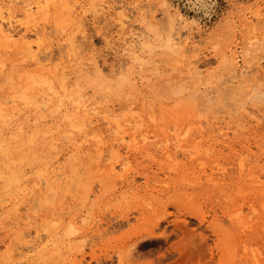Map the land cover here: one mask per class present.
Returning a JSON list of instances; mask_svg holds the SVG:
<instances>
[{
    "label": "rangeland",
    "instance_id": "rangeland-1",
    "mask_svg": "<svg viewBox=\"0 0 264 264\" xmlns=\"http://www.w3.org/2000/svg\"><path fill=\"white\" fill-rule=\"evenodd\" d=\"M68 3L73 25L39 21L43 61L0 52L2 136L39 130L45 151L22 165L16 189L0 180V264H264V77L231 81L242 65L264 66V0ZM171 30L205 34L193 66L167 45ZM130 32H140L139 63L125 48ZM33 64L55 89L32 77ZM74 83L84 86L77 103Z\"/></svg>",
    "mask_w": 264,
    "mask_h": 264
},
{
    "label": "bare ground",
    "instance_id": "bare-ground-1",
    "mask_svg": "<svg viewBox=\"0 0 264 264\" xmlns=\"http://www.w3.org/2000/svg\"><path fill=\"white\" fill-rule=\"evenodd\" d=\"M119 4V3H118ZM73 5V3H72ZM76 5V4H75ZM106 5V4H105ZM114 5H108V9L109 10H112L114 9ZM85 8V7H84ZM83 8V9H84ZM95 8V7H94ZM118 9V8H117ZM141 9V8H140ZM87 10V9H86ZM139 10V9H138ZM142 11V10H141ZM118 12V11H117ZM130 12V11H129ZM145 12V11H144ZM143 12V13H144ZM166 12V11H165ZM164 12V13H165ZM96 13V12H95ZM148 13V12H147ZM167 13V12H166ZM111 14V13H110ZM146 14V13H145ZM95 15V14H94ZM46 16V18H49L50 16H52V18L54 17V19L56 20V23L58 26H61L62 28H66V27H69L70 25H73L75 22H74V17H73V11H72V7L70 6V4L68 3V0H0V52L2 53H6L8 54V52H12V53H15L17 54V56L21 57L20 60L23 58L25 60H32L33 62H36V63H40V56H38L39 52L44 48L45 46V41H44V30L43 29H40L38 28V25L41 21L42 18H44ZM130 17V16H129ZM127 16H125L126 20L127 18H129ZM146 18L147 17V14L145 15ZM131 18V17H130ZM152 18V17H151ZM169 18V17H167ZM154 20V19H153ZM174 20V19H173ZM40 21V22H39ZM47 21V20H46ZM130 21V20H129ZM82 22V21H81ZM169 22H170V19H169ZM130 23V22H129ZM121 24V23H120ZM123 24V23H122ZM197 24V23H196ZM78 25V24H77ZM124 25V24H123ZM122 25V27H123ZM56 26V24H55ZM47 27V26H46ZM57 27V26H56ZM22 28L24 29V32H20L22 30ZM146 28V27H145ZM150 28V27H149ZM21 29V30H20ZM61 29V28H60ZM123 29V28H122ZM62 30V29H61ZM64 30V29H63ZM62 30V32H63ZM43 31V32H42ZM74 31V30H73ZM133 31V30H132ZM69 32V30H68ZM68 32L67 33V36H68ZM135 32V31H134ZM134 32H130L128 37H126L124 39V44L126 45V50H127V53L132 56L134 58V60L136 62L139 63V58H140V54L137 53V51L139 50L140 46H139V43L141 40H139V34L137 35L136 33ZM138 33V32H137ZM168 33V32H167ZM166 33V34H167ZM198 38L199 40L195 39L196 35H194L192 32L188 33L189 35L183 39H181L180 37V34L179 33H174L172 30L169 31V33L167 34V45L170 44V46H172L174 48V50L178 53L181 54V56L184 58V59H187L189 64L191 66H193L196 62H198V56L200 55V52H201V48H200V43H204V40L205 38H203V40L201 39V37H203L205 34L202 33L201 31H198ZM74 34V33H73ZM119 35V34H118ZM31 36L35 37V39H32ZM126 36V35H125ZM164 36V35H163ZM197 38V37H196ZM70 39V38H69ZM71 40V39H70ZM161 41V40H160ZM165 42V41H163ZM142 44V43H141ZM80 45V44H79ZM166 45V44H165ZM72 46V45H71ZM75 46V45H73ZM149 47V46H148ZM161 47V46H160ZM169 48V47H168ZM72 49V47H71ZM75 49V48H74ZM45 50V49H44ZM150 50V49H149ZM77 51V50H76ZM81 51V50H80ZM79 52V51H78ZM125 52V51H124ZM49 52L46 53V55L48 54ZM51 55V54H50ZM71 55V54H70ZM78 55V54H77ZM45 56V55H43ZM74 56V55H73ZM207 56V55H206ZM216 56V55H215ZM2 56H0L1 58ZM3 58V57H2ZM46 58L48 59L49 56ZM22 59V60H23ZM182 59V58H181ZM4 60V59H3ZM42 60V59H41ZM51 60V59H49ZM6 61V60H5ZM43 61V60H42ZM142 61V60H141ZM145 61V60H144ZM259 61V60H258ZM21 62V61H20ZM48 62V60L46 61ZM59 62V61H57ZM260 62V61H259ZM15 63V62H14ZM210 63V62H209ZM19 64V63H18ZM25 64V63H24ZM27 64V63H26ZM42 64V63H41ZM179 64V63H178ZM15 65V64H14ZM39 65V64H38ZM57 64H55V67ZM60 65V64H59ZM58 65V67H59ZM5 63L3 61H0V67L1 69L5 67ZM12 66V65H11ZM34 66V64H33ZM37 66V65H35ZM35 66L33 67L34 70H36L34 73L35 75H33V73H31V75H33L32 77H38V81H43V85L45 84V86L47 88H49V90L53 89L54 88V81L51 79V73L50 72L49 74H44L42 73V69H45V68H42L41 70L39 69V66L37 69H35ZM189 66V65H188ZM10 67V66H9ZM42 67V66H41ZM54 67V66H53ZM54 67V68H55ZM200 67V66H199ZM203 67V66H202ZM32 68V66H31ZM32 68V70H33ZM97 68V67H96ZM204 68V67H203ZM27 69H24L23 71L27 72ZM30 69V67H29ZM63 69V68H62ZM98 69V68H97ZM194 70H197V66L193 67ZM201 69V68H199ZM257 70L259 74H262V76L264 77V66H262L261 63H257V66L255 67H250L248 64L246 65H242L240 68H239V71L237 72V74L231 79L232 82H236V83H242L245 81L246 83V80H249L248 76L250 75V73L253 71V70ZM47 70V68H46ZM57 70V68H56ZM173 70V69H171ZM6 71V69H5ZM4 71V72H5ZM9 71V69L7 70V72ZM22 71V72H23ZM41 71V73L39 72ZM52 71V70H51ZM53 74L56 72L54 69H53ZM63 72V70H61ZM60 71V72H61ZM97 71V75L99 76V81L102 82L101 80V71H98V70H95ZM10 72V71H9ZM18 72L21 73L19 75H28L27 74H24L25 72ZM40 73V74H38ZM48 73V72H47ZM38 74V75H37ZM197 74V73H196ZM198 74H200L198 72ZM197 74V75H198ZM254 74V73H253ZM252 74V75H253ZM31 75H29V79H27V77L25 76V78L27 79L25 81V78L23 79L24 80V84L23 85H27V83L29 82V80H31L33 82V80L31 79ZM37 75V76H36ZM62 75V74H61ZM66 75V74H65ZM65 75L63 76L65 78ZM131 75V74H130ZM57 76V75H55ZM62 77V76H61ZM88 76L86 75V78ZM119 77V76H117ZM123 76H121L122 78ZM250 77V76H249ZM16 78V77H15ZM60 77H58L59 79ZM124 78V77H123ZM8 79V78H7ZM10 79V78H9ZM21 79H22V76H21ZM36 79V80H37ZM40 79V80H39ZM55 79V78H54ZM57 79V78H56ZM55 79V80H56ZM62 79V80H61ZM66 79V78H65ZM64 79V82H66ZM78 79L80 80V77H78ZM85 79V78H84ZM83 79V80H84ZM95 78L92 79V81H94ZM254 79V78H253ZM61 82V90L64 89L63 91H65L64 93H66V86H65V83H63V78H60ZM123 80V79H122ZM8 81V80H6ZM114 81V80H113ZM112 81V82H113ZM125 81V80H124ZM227 81V80H226ZM260 81H263V80H260ZM25 82H27L25 84ZM31 82V83H32ZM57 82V80H56ZM96 82V80H95ZM106 82V80H105ZM105 82H102V83H105ZM115 82V81H114ZM126 82V81H125ZM183 82V81H182ZM225 82V81H223ZM249 82V81H248ZM30 83V82H29ZM35 83V82H33ZM32 83V84H33ZM41 83V82H40ZM87 82H85L86 84ZM89 83V81H88ZM87 83V84H88ZM91 80H90V84H91ZM121 83V82H120ZM250 83V82H249ZM261 83V82H260ZM58 84V82H57ZM75 84V83H74ZM86 84V85H87ZM107 83H105L106 85ZM130 84V83H129ZM128 84V85H129ZM244 84V83H243ZM242 84V85H243ZM31 84H29L28 87H30ZM78 85V84H75V86ZM82 85V84H81ZM89 85V84H88ZM217 85V84H216ZM222 85V84H221ZM231 85V83H230ZM229 85V86H230ZM27 86H25L23 89H25ZM32 86V85H31ZM100 86V85H99ZM97 86V87H99ZM116 86V85H114ZM122 86V84H121ZM28 87L26 89H28ZM60 87V85H59ZM70 87H74V85L72 86H69V89H71ZM96 87V88H97ZM102 87V85L100 86V88ZM228 87V86H227ZM31 88V87H30ZM29 88V89H30ZM76 90L79 89L78 86L74 87ZM91 88H95V87H92L91 85ZM108 88V86H107ZM118 88H120L118 86ZM28 89V91H29ZM55 89V88H54ZM69 89H68V92H69ZM82 89H84V86L82 87ZM82 89H79L77 90L76 92L80 91ZM99 89V88H97ZM113 88H111L112 90ZM238 89V88H237ZM247 89V88H246ZM32 90V89H31ZM30 90V91H31ZM86 90V89H85ZM84 90V91H85ZM93 90V89H92ZM105 90V89H104ZM108 90V89H107ZM115 90V89H114ZM253 90V89H252ZM20 92L22 90H19ZM121 91V90H120ZM174 91V90H172ZM24 92V91H23ZM54 92V91H53ZM78 92L76 93L77 96L75 95L77 98H75L76 101H74V98L73 96L71 97L70 100H72L73 98V101L77 103V101H81L80 99H84V97L81 96V93ZM100 92V91H99ZM174 92H177V93H182L183 90L181 88L179 89H176ZM237 92V91H236ZM264 92V91H263ZM29 93V92H28ZM73 93V90L72 92H70V94ZM101 93V92H100ZM108 94V92H106ZM115 93V92H114ZM256 93V92H255ZM18 94V93H17ZM220 94V93H219ZM252 94V93H251ZM259 94V92H258ZM19 95V94H18ZM68 95V94H67ZM66 95V96H67ZM115 97H116V94H114ZM193 95V94H192ZM237 95V94H236ZM254 96V94H252ZM15 96V95H14ZM25 96V95H24ZM28 96V95H27ZM85 96V95H84ZM118 96V94H117ZM127 96V95H126ZM125 96V98H126ZM217 96V95H216ZM251 96V95H250ZM262 96V95H261ZM260 96V97H261ZM70 97V96H69ZM82 97V98H80ZM98 97V96H97ZM195 97V96H194ZM224 97V96H223ZM21 98V97H20ZM64 98V96L62 97ZM67 100H68V97H66ZM86 98V97H85ZM189 98V97H188ZM186 98V99H188ZM193 98V97H192ZM259 98V97H258ZM28 99V98H27ZM31 99V98H30ZM29 99V101H30ZM184 99V98H183ZM231 99V98H230ZM8 100V99H7ZM26 100V99H25ZM191 100V99H190ZM189 100V101H190ZM204 100V99H203ZM249 100V99H248ZM27 101V100H26ZM208 101V100H207ZM224 101V99H223ZM5 102V101H4ZM185 102V101H184ZM237 102V101H236ZM25 103V102H24ZM28 103V102H27ZM73 103V102H72ZM82 103V102H81ZM87 102H85V104L83 103V105H86ZM187 103V102H186ZM195 102H192L191 104L194 105ZM204 103V102H203ZM209 103V102H208ZM14 104V103H13ZM26 104V103H25ZM79 104V103H78ZM78 104H76V106H79ZM97 104V103H96ZM188 104V103H187ZM207 104V103H206ZM82 105V107L84 108V106ZM183 105V104H182ZM200 104H198L199 106ZM205 105V104H203ZM202 104L201 106L204 107ZM2 106V105H1ZM91 106V105H90ZM89 106V107H90ZM94 106V105H93ZM163 106V105H161ZM4 107V105H3ZM184 107L187 109L188 107L186 106V104L184 105ZM216 107V106H215ZM1 108V107H0ZM78 108V107H77ZM76 108V109H77ZM87 108V107H86ZM84 108V109H86ZM167 108V107H166ZM169 108V107H168ZM167 108V109H168ZM199 108V107H198ZM170 109V108H169ZM196 109V108H195ZM206 109V107L204 108ZM210 109V107L208 108ZM208 109H206L208 111ZM220 109V108H219ZM233 109V107H232ZM241 109V108H240ZM79 110V109H78ZM193 110V109H192ZM18 111V110H17ZM105 111V110H104ZM108 111V110H107ZM113 111V110H112ZM138 111V110H136ZM166 111V110H164ZM169 111V110H168ZM188 112L190 111V109L187 110ZM12 112V111H11ZM21 112V111H19ZM33 112V110H32ZM109 112V111H108ZM108 112H105V113H108ZM111 112V110H110ZM170 112V111H169ZM172 112V111H171ZM191 112V111H190ZM220 112V111H219ZM235 112V111H234ZM6 113L7 112H4L3 109H0V157L3 159L1 161V168H0V180L2 181V183L4 184V187L6 188L5 190H7L8 188L9 189H16L19 185V182L20 180L22 179V174H21V168H22V165H31L35 162H41L42 161V154L45 152L43 149H42V144L39 142V137H38V134L37 132H39V130L34 133H32L30 136H26L24 134V127H17V130L14 132V135L13 137L11 138L12 140L11 141H7L6 138H4L2 136V133H1V130L4 126H7V120L8 118H10V115L9 117L6 116ZM18 113V112H17ZM105 113L102 114L104 115V118L105 117ZM231 113V112H230ZM72 114V113H71ZM82 114L84 115L85 113L82 112ZM109 114V113H108ZM116 114V113H115ZM112 116V117H115L114 119L115 120H118V118L120 116H118L117 118V115H119L117 113V115ZM121 114V113H120ZM133 115L137 114V113H132ZM131 114V115H132ZM154 114V112H153ZM166 116L168 117H171L173 114H176V113H171L172 115L170 116L169 113L166 112ZM192 114V112H191ZM65 117L62 116L63 120H65L66 118L68 119L69 116L66 117V114L64 113ZM73 115H77V114H73ZM72 115V116H73ZM100 114H98L99 116ZM111 115V114H110ZM113 115V113H112ZM162 115V114H161ZM160 115V116H161ZM165 115V113H164ZM72 116L70 115V117L72 118ZM39 117V116H38ZM45 117V116H44ZM83 117V116H82ZM108 116L107 118L108 119H113L112 117ZM191 117V116H190ZM15 118V117H14ZM117 118V119H116ZM32 119V118H31ZM40 119V117H39ZM61 119V120H62ZM66 119V120H67ZM73 119V118H72ZM76 119V118H74ZM103 119V118H102ZM41 120V119H40ZM58 120V119H57ZM60 120V121H61ZM77 120V119H76ZM104 120V119H103ZM32 121V120H31ZM75 121V120H74ZM80 121V119H79ZM83 121V120H82ZM108 121V120H107ZM110 121H114V120H110ZM35 122V121H34ZM68 122V121H67ZM70 122H73L70 121ZM68 122V123H70ZM88 122V121H87ZM115 122V121H114ZM113 122V123H114ZM77 123V122H76ZM81 125V123L79 124ZM31 126V125H30ZM61 126V125H59ZM63 126V125H62ZM69 126H71V123L69 124ZM75 126V125H74ZM65 127V126H64ZM80 128V127H83L82 126H78V124L73 128V124L71 127H69L70 129L73 128V129H76V128ZM120 127L117 128V130H119ZM48 129V128H46ZM50 129V128H49ZM81 129V128H80ZM79 129V131H81ZM28 130V129H27ZM26 130V131H27ZM43 130V129H42ZM45 130V128H44ZM72 130V129H71ZM35 131V130H34ZM77 131V129L75 130ZM71 132V131H70ZM116 132V130H115ZM45 133L44 132L43 136H45ZM50 133V131L48 132ZM47 133V135H49ZM73 133V132H72ZM69 134V132H68ZM8 135V134H7ZM54 137V136H53ZM42 140V139H41ZM52 140V139H51ZM55 140V139H54ZM53 146V145H52ZM54 148V147H52ZM48 149H51L50 145H48ZM117 153V152H116ZM75 156V155H74ZM101 156V155H100ZM114 156V155H113ZM117 156V155H116ZM93 159V158H92ZM51 160V159H50ZM56 161V160H55ZM94 162L96 163V161L94 160ZM39 164V163H38ZM94 164V163H93ZM40 166V165H39ZM38 166V167H39ZM51 166V165H50ZM43 167V166H42ZM49 167V166H48ZM37 168V167H36ZM35 168V169H36ZM52 168V166H51ZM24 169V168H23ZM34 169V168H33ZM30 170V169H29ZM43 170V169H42ZM72 170V169H71ZM114 170V169H113ZM31 172V171H30ZM40 172V171H39ZM40 174V173H39ZM28 175V173L26 174ZM61 175V174H60ZM50 177V176H49ZM50 180V179H49ZM53 180V179H52ZM261 181V180H260ZM260 183V182H258ZM263 184V183H262ZM34 185V184H33ZM0 186H3V185H0ZM36 186V184L34 185ZM3 187V188H4ZM21 187V186H20ZM37 187V186H36ZM2 189V188H1ZM24 189V188H22ZM4 190V189H3ZM4 190V191H5ZM2 191V190H1ZM9 191V190H7ZM15 191V190H13ZM21 191V190H19ZM7 192L5 191V194ZM3 194V193H2ZM55 194V193H54ZM50 195V194H49ZM4 197V196H3ZM10 200V199H9ZM16 200V199H14ZM85 201V200H84ZM12 202V201H11ZM16 204V203H15ZM16 208H18L17 206H14ZM240 212V211H239ZM86 216V215H85ZM18 217V216H17ZM16 217V223L19 224L21 221H20V217L17 218ZM22 217V216H21ZM26 217V216H25ZM84 218V217H83ZM17 219L19 222H17ZM86 220V219H85ZM71 227V226H70ZM73 229V227H71ZM75 230V229H74ZM51 240V238H50ZM48 241V240H47ZM38 247L37 246H33V250H37ZM79 264V263H77Z\"/></svg>",
    "mask_w": 264,
    "mask_h": 264
},
{
    "label": "snow or ice",
    "instance_id": "snow-or-ice-1",
    "mask_svg": "<svg viewBox=\"0 0 264 264\" xmlns=\"http://www.w3.org/2000/svg\"><path fill=\"white\" fill-rule=\"evenodd\" d=\"M207 5L205 4V5H196V4H194L193 5V7H206Z\"/></svg>",
    "mask_w": 264,
    "mask_h": 264
}]
</instances>
